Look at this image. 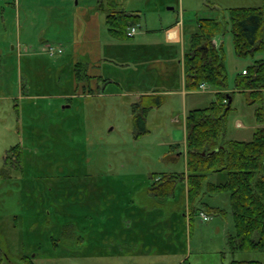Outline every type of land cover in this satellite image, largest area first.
I'll list each match as a JSON object with an SVG mask.
<instances>
[{
  "label": "rangeland",
  "instance_id": "rangeland-1",
  "mask_svg": "<svg viewBox=\"0 0 264 264\" xmlns=\"http://www.w3.org/2000/svg\"><path fill=\"white\" fill-rule=\"evenodd\" d=\"M80 1L96 6L98 12L100 0ZM44 2L48 0H0L3 264H230L234 259L261 260L260 251L233 252L228 245V238L235 235L236 229L227 192L203 197L204 204L226 211L225 215H211L207 222L199 213L191 219L187 206L184 211L188 216L181 212L179 197L168 200V207L152 210L149 205L154 176L185 171L183 157L173 156L176 149L182 147L185 151L184 130L173 118L184 110L210 106L216 99L214 90H219L206 84L209 90L204 94L197 93L201 89L193 90L187 109L181 95L166 94L164 104L148 112V133L136 138L132 107L137 102V92L146 87H119L115 82L105 84L101 80L100 89L92 97H87L80 86L75 88L77 63L70 43L75 29L72 11L55 6L49 9L50 3L45 7ZM118 3L119 8L141 15L143 30H155L157 34L183 20V13L187 23L199 18L227 23L232 8L264 9V0ZM99 15L104 39L109 37L124 44L133 40L113 38L105 25V15ZM215 39L225 55L227 90L232 93L243 68L247 69L260 56L239 58L228 26ZM49 44L63 47L64 54L49 56L45 52ZM19 45L24 46L22 53L29 59L17 58ZM117 62L104 63L100 73L105 78L136 82L139 65L128 70L132 63L125 66ZM170 88L162 89L168 92ZM68 92L73 96L66 99L63 95ZM234 96L227 119V139L250 141L253 135L236 132L235 117L255 114L256 107L247 106L242 94ZM18 145L22 160L11 152ZM225 178L222 174L221 178L209 180L220 183ZM177 194H181V189ZM143 207L147 214L140 217ZM137 219L145 220L144 230L135 224ZM138 232L146 236L143 244L137 242L134 248L123 245L125 237Z\"/></svg>",
  "mask_w": 264,
  "mask_h": 264
},
{
  "label": "trees",
  "instance_id": "trees-1",
  "mask_svg": "<svg viewBox=\"0 0 264 264\" xmlns=\"http://www.w3.org/2000/svg\"><path fill=\"white\" fill-rule=\"evenodd\" d=\"M100 1L99 10L105 15L107 30L113 38H128V30L140 25L141 15L119 8L118 0ZM197 23V32L191 37L190 48L184 56L186 87L188 90H199L202 84H206L220 92L210 106L190 110L186 114V171L154 176L149 194L159 200L179 197L181 212L189 214L192 219L198 213L225 215L226 211L204 204L203 197L229 193L236 233L229 236L228 245L233 252H264V61L255 59L244 70L246 74L242 71L237 76L234 92L224 93L228 86L225 55L222 48L214 44L215 37L225 33L228 26L239 58H254L262 54L264 9L232 8L227 23L212 18H199ZM85 66L77 64V80L90 78ZM109 82L104 80L105 84ZM236 92L244 95L249 105L256 107L257 120L262 125L251 141L226 139L227 119ZM164 102L163 96L148 95L133 104L136 138L148 133L149 110L161 107ZM11 152L16 158L23 159L20 145ZM213 174H225L226 180L213 183L209 180ZM180 189L181 194H177ZM184 206L188 207V214ZM2 256L0 251V264L4 262ZM230 264L262 263L234 259Z\"/></svg>",
  "mask_w": 264,
  "mask_h": 264
},
{
  "label": "crops",
  "instance_id": "crops-1",
  "mask_svg": "<svg viewBox=\"0 0 264 264\" xmlns=\"http://www.w3.org/2000/svg\"><path fill=\"white\" fill-rule=\"evenodd\" d=\"M55 1L52 2L48 0V2H44L45 7L47 5L46 3H50L48 4L49 6H47L49 9L55 6L56 8H60L61 10L69 9L72 11L71 20L72 18H74L73 23L75 26L74 35L70 40V43L73 45L75 50L73 54V58L77 64H82L84 66L86 65L85 67L87 69V75L90 77L88 80H77L78 78L75 75L73 79V86L75 85V88L80 86L83 89V92L85 91L86 93L85 95H87V97H92L93 95H96V92L98 91V89H100L101 80H105V79L110 81L109 83L115 82L119 87L126 86L129 88V87H133L134 85H138V88H143L145 86L146 90H139L137 92V96H138L137 102L140 100L142 96L160 95L164 97L166 94L168 95L177 94L178 96L180 95L182 96L184 103H186V109H187L188 97L189 95H192V93L194 92L193 90H188L186 87L184 56H185V51L190 48L189 41L191 37L197 32L198 29L197 21L187 23L186 20L184 19V13H183L182 14L183 20L177 21V23L173 24L162 34H157L155 30L148 31L150 33H147L145 30H143V27L139 25L140 32L141 30L142 32L141 33L139 32L136 36H134L132 41H128V43L124 44L114 39H113L114 41H112L109 39V37H105V39L103 38L99 25L100 17H101L99 14H101L102 16H104V14L99 12L100 10L96 12L98 9L96 6H93L92 4H88V6L86 4H81L80 0H76V3L75 0H62V2H57V3H55ZM97 6L99 7V5ZM45 13H50V12L46 11ZM104 20L106 25V17H104ZM110 38L112 37L110 36ZM117 40H121V39H117ZM103 44L107 45V47H109L110 49L104 48ZM214 44L216 47L218 46L220 47V42H217L216 39ZM224 45H225V39L223 38L221 45L222 48L224 47ZM23 47H24L23 45L18 46V54H16L17 58L20 60H22V58L29 59L27 55L25 56L23 55L24 54L22 53ZM14 50H15V46H13V51ZM259 56L260 58L257 59H262L264 61V51ZM115 61L116 62L118 61L117 64L118 63L122 65L126 64L127 66H130L131 65L130 63H132V69H129L128 67V70H133V66L139 65L138 69L140 70V72L135 75L136 82H130L128 79L127 80L125 79L126 81L124 82L122 81L123 78L120 77H118L119 80H114L112 76L110 78L108 77L105 78L104 75L100 73L101 69L104 67L103 66L104 63L109 64ZM244 70L245 68H243L242 71ZM18 72H19V67H18ZM106 73H110V72L106 71ZM100 77L102 78L100 79ZM164 86L165 87L171 86V88L168 90V92H166L165 90L162 89ZM174 86L176 87V89H172V87ZM206 92L198 91L197 93L204 94ZM214 92L215 94H217L220 91L214 90ZM223 92L231 93V91L229 90H225ZM63 96L66 99H68L71 98V96L73 95L71 94V92H68L65 93ZM232 100L233 102L235 101V96H233ZM246 104L247 106L249 105L247 101ZM159 108L153 107L149 111L153 112V110ZM195 109H201V108H195ZM187 113L188 111L184 110L181 116L179 115L176 118H173V122L177 124H181L182 129L184 130L183 144L185 143L184 144L185 147H186V114ZM247 117H249V119ZM235 118H236L235 128H237L236 129L237 133H245L247 135L250 134V136L253 135L254 137L255 131L260 127H262V125L258 123L256 111L255 114L246 113V114L236 115ZM227 133L228 132L226 131V139H227ZM228 140H237V138H232ZM185 147H184L185 150L184 152L182 147L180 148V150L176 149L175 152L173 153V156H176L178 158L183 157L184 162L186 163L185 160L187 158L186 157L187 153ZM185 171H186V166H185ZM221 176L222 174H213L211 177L221 178ZM225 180H223V182ZM170 199L173 200L175 198H170ZM170 199H167L166 201ZM153 200H155V203ZM163 201L165 202V200ZM163 201H160L161 203H157L158 200L154 199L151 196V199L149 200V205L152 210H155L157 207L162 208L164 205L168 207V205L171 204L169 201L163 204L162 203ZM143 209L144 210H142L141 212L142 214L140 215V217L145 216L147 214L146 207H143ZM145 223H146L145 220L139 221L137 219L135 221V224L137 225V227H139L140 230L145 229L144 226ZM128 237L131 238V241H127ZM144 238H146V236L142 237V234L138 232V234L136 233L134 236L125 237L124 238L125 241L123 242V245L130 247H133L134 245L137 246V242H140L141 244L144 243ZM261 255H262L261 260H250V261H259L262 264H264V252H261Z\"/></svg>",
  "mask_w": 264,
  "mask_h": 264
},
{
  "label": "built area",
  "instance_id": "built-area-1",
  "mask_svg": "<svg viewBox=\"0 0 264 264\" xmlns=\"http://www.w3.org/2000/svg\"><path fill=\"white\" fill-rule=\"evenodd\" d=\"M138 33H139V27L138 26H133V27H131L128 30L127 36L129 38H132V37L136 36ZM45 52L49 56L55 57V56H58V55H62L64 53V49L62 47H60V46H54V45L49 44V45H46ZM245 73L246 72H244V74ZM200 89H201V91L206 92L209 88L205 84H202L200 86ZM201 219L203 221H209L210 220V217L208 215L203 214L201 216Z\"/></svg>",
  "mask_w": 264,
  "mask_h": 264
},
{
  "label": "water",
  "instance_id": "water-1",
  "mask_svg": "<svg viewBox=\"0 0 264 264\" xmlns=\"http://www.w3.org/2000/svg\"><path fill=\"white\" fill-rule=\"evenodd\" d=\"M214 42H215V39H214ZM217 45H219V44H217ZM217 48H219V46Z\"/></svg>",
  "mask_w": 264,
  "mask_h": 264
}]
</instances>
